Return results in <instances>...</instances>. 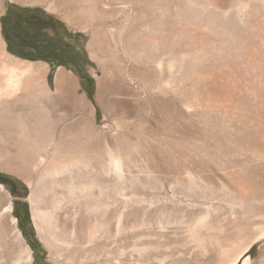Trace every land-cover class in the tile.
Wrapping results in <instances>:
<instances>
[{
    "label": "rangeland",
    "instance_id": "rangeland-1",
    "mask_svg": "<svg viewBox=\"0 0 264 264\" xmlns=\"http://www.w3.org/2000/svg\"><path fill=\"white\" fill-rule=\"evenodd\" d=\"M34 1L0 0V18L10 5L41 8L63 22L87 58L68 63L71 70L54 69L49 81L50 64L8 52L0 23V79L11 68L8 56L32 65L24 75L29 92H38L39 64L51 95L60 70L71 78L68 96L54 102L48 117L60 128L55 138L83 115L99 130L104 214L98 216L88 185L70 193L52 183L81 168L44 172L40 147L24 149L0 117V164L20 162L18 170L0 169L9 178L0 184L8 192L0 209L12 205L0 219L4 259L13 264L22 255L25 264L28 247L30 264H113L115 250L121 264H226L264 224V0H98L95 7L108 12L103 25L86 19L95 14L92 0ZM105 28L110 35L97 37ZM73 96L84 105L80 110ZM37 112L27 126L38 129ZM110 158L119 159L118 171ZM64 220L77 227L69 244L60 242ZM250 247L248 264H264V237ZM223 249L229 259L219 255Z\"/></svg>",
    "mask_w": 264,
    "mask_h": 264
},
{
    "label": "bare ground",
    "instance_id": "bare-ground-1",
    "mask_svg": "<svg viewBox=\"0 0 264 264\" xmlns=\"http://www.w3.org/2000/svg\"><path fill=\"white\" fill-rule=\"evenodd\" d=\"M41 2H43V1H41ZM56 2H57V0H56ZM37 3H39V2H37ZM91 3L93 4V6L91 8H89L90 10L92 8H94L95 6H97L96 4H99L98 0H95V1L92 0ZM74 6L75 5H73V8H74ZM80 6H81V4H80ZM113 8H115V7H113ZM87 10H85V12ZM109 11H112V10H109ZM88 12H90V11H88ZM94 12H95V14L93 17H92L91 12L88 13L89 15L87 16L86 19L87 20L90 19V21L100 23L101 25H103L104 23L107 24L106 23V21L108 20L107 19V17H108L107 11L99 10L97 7H95ZM115 24H116V22H115ZM111 26H112V24H111ZM113 26H115V25H113ZM117 28H118V26H117ZM106 35H110V32L106 28L97 33V37H101V38L106 36ZM120 38L122 41L121 43H124V44L127 43V35H125V34L121 35ZM138 51L145 52L146 48L141 47V48H139ZM3 59L7 60L8 64H9V65H5V66H9L11 68L8 71H4L7 74V76L0 79V84H1V86H0V117L7 120L10 123L9 124L11 126L10 129H12L11 132L18 134V135H16V137L20 136V138H21L20 141H22V143H23L22 145H23L24 149H29V148H33V147L37 148V146L40 147L39 149H41L42 153L40 155L38 154L39 155L38 156V167L40 166L44 170V172H46L48 174L53 173V174L57 175L62 169L64 170L65 168H68V167H71V168L72 167H79V168H81V172H78L75 175H72L73 174L72 173L68 177H63V178L60 177L61 179H59V180L54 179V180H52V183L55 184V183L59 182V183L63 184L66 188L70 189V193L73 191L74 188L78 190V188H77L78 185H88V187L93 188L94 192H89V193H93L92 197L95 200V208L99 214L98 216L101 217L102 214H104L102 209H103L104 193L106 190H105V169H104V165H103L105 163L102 162L101 156L98 153L99 148L101 146V137H100L99 130L94 126V123H92L90 121V118L88 116L83 115V116L79 117L78 121H75L76 123H73L71 125L69 124L70 125L69 127L67 126L68 128L64 131L66 133L65 137H63L64 136L63 135L62 137L55 138V134L57 133L58 129H60V128L57 127V125L56 126L53 125V123L51 124V122L54 120H52L50 122L49 117H48L49 116L48 110L50 108H52V106L54 105V102L58 99L66 97V95L68 96L71 78L67 75V73L60 70L56 76V82H55L56 93L51 95L48 92V90L46 89L44 82H42V75L45 71V68L43 65L39 64L38 65V92H36V91H30L29 92L25 86L24 75L28 71V69L30 67H32V65L20 64V63L14 61L15 59L12 58L11 56H8L6 58L3 57ZM102 90L103 89L101 88L100 92H99L101 98L103 95ZM80 101L81 100L78 99L77 96H73L72 105L74 106L75 109L80 110V108H83L84 105L80 104ZM37 103H38V108L36 106ZM42 105H44V106H42ZM36 110L38 111L37 113H39V117L41 120V123L38 125V129H36V126L34 124H30L29 126H27V124H28L27 120L34 118V116L36 114ZM57 124H58V122H57ZM15 138H13V139H15ZM16 141H17V139H16ZM18 142H19V140H18ZM1 144H0V147L3 148V145H1ZM7 147H9V146L7 145ZM22 152L24 153V151H22ZM91 152H96V155L90 156ZM5 153H6V151H5ZM12 156H14V155H12ZM31 156H29V157H31ZM2 158H5V157H2ZM20 158L22 159L23 155H22V157L20 156ZM30 159L31 158H29V160ZM2 161H4L0 164V169H2V170H7V169L10 170V169L15 168V167L17 169V167H20V162L16 159H13V157L8 158L6 160L4 159ZM110 162H111L112 166L114 167V169L116 171H118L119 165H120L119 159L118 158H110ZM90 168H92V169H90ZM74 173H76V172H74ZM14 174H15V172H14ZM17 174H19V173H17ZM58 178H59V176H58ZM75 184H76V187H75ZM72 193H75V192H72ZM7 195H8V192L6 191V189L2 185H0V198H1V200H4L6 198L4 196H7ZM260 207H259V209L263 210V208H264L263 205H260ZM75 208H76V206L72 205L70 207V211H74ZM11 210H12V205L10 202H8L7 205H5L3 208L0 209V219L4 220V219L8 218L10 216ZM76 211L79 212V208H77ZM66 213L68 214V212H66ZM258 214L260 215V213H258ZM12 220H13V226H14L16 219L12 218ZM76 228H77L76 225H73L72 222H70L68 220H64L63 225L61 227V232L59 233L60 238H61L60 242L65 243V244L71 243V240H73L72 239L73 235H71L72 229L75 231V235L73 236L75 238L76 233H77ZM12 230H13L12 236H13L14 240L16 242L22 243V237H21L20 231L16 227H13ZM263 237H264V224L258 228V232L251 238V240L248 243H245L244 245L240 246L235 251L236 253H235L234 257L231 258V260H228V262L226 264H236L238 259L240 258V256H242L249 249V247L252 244L259 241ZM4 241L5 240H3V239L0 240V258L3 259V260L0 259V264H9L8 260L4 259L5 257L3 255L4 254L3 249H5V247L7 246V245H5L6 243ZM68 246H70V245H68ZM88 246L89 245H87V243L83 244L82 248H80L81 250H78L79 255L81 253H84L85 249L87 250ZM24 251H25V256H24L25 261L24 262H25V264H30L31 263L30 250L27 247V248H25ZM112 254H113L112 259L114 260L113 264H121L118 260V257H117V255H118L117 250H115V252H113ZM219 255L221 257L227 256L226 258L229 259L228 249H223ZM20 256L21 257H19V256L16 257V260L14 261L13 264H21L22 263V255H20ZM81 258L84 259V257H80V260H81ZM242 260H243V264L249 263L248 257H246Z\"/></svg>",
    "mask_w": 264,
    "mask_h": 264
},
{
    "label": "trees",
    "instance_id": "trees-1",
    "mask_svg": "<svg viewBox=\"0 0 264 264\" xmlns=\"http://www.w3.org/2000/svg\"><path fill=\"white\" fill-rule=\"evenodd\" d=\"M0 23L1 35L8 52L22 60L43 61L50 64L49 81L52 80L54 69L62 66L71 70L69 64L74 65L82 59V56L87 58L84 51H77L74 48L71 43V33L63 22L41 8L10 5L0 18ZM44 52L48 55H44ZM8 180L7 176L0 173V184L7 183ZM13 215L20 224L22 217L16 209ZM24 218L28 223L30 222L27 210ZM30 231L33 233L32 228Z\"/></svg>",
    "mask_w": 264,
    "mask_h": 264
},
{
    "label": "flooded vegetation",
    "instance_id": "flooded-vegetation-1",
    "mask_svg": "<svg viewBox=\"0 0 264 264\" xmlns=\"http://www.w3.org/2000/svg\"><path fill=\"white\" fill-rule=\"evenodd\" d=\"M44 55H48V53L47 52H44L43 53ZM84 61V59H80L77 63H75L73 66L75 67L76 65H78V63H80L81 61ZM81 78H82V81L84 82V83H86V85H89V78H86V77H84V76H81Z\"/></svg>",
    "mask_w": 264,
    "mask_h": 264
},
{
    "label": "water",
    "instance_id": "water-1",
    "mask_svg": "<svg viewBox=\"0 0 264 264\" xmlns=\"http://www.w3.org/2000/svg\"><path fill=\"white\" fill-rule=\"evenodd\" d=\"M251 249V247H249V249L242 255V256H240V258L238 259V261H237V263L238 262H240L241 261V259L243 258V257H245L246 256V254L248 253V251ZM236 263V264H237Z\"/></svg>",
    "mask_w": 264,
    "mask_h": 264
}]
</instances>
